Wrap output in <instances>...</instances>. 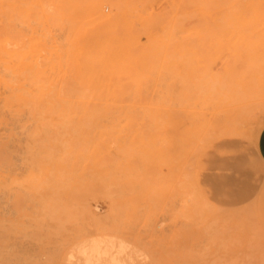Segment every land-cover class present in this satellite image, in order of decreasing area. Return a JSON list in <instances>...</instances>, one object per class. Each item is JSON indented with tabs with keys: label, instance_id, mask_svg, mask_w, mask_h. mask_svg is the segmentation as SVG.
Returning a JSON list of instances; mask_svg holds the SVG:
<instances>
[{
	"label": "rangeland",
	"instance_id": "1",
	"mask_svg": "<svg viewBox=\"0 0 264 264\" xmlns=\"http://www.w3.org/2000/svg\"><path fill=\"white\" fill-rule=\"evenodd\" d=\"M0 50V264H264V0H0Z\"/></svg>",
	"mask_w": 264,
	"mask_h": 264
},
{
	"label": "bare ground",
	"instance_id": "2",
	"mask_svg": "<svg viewBox=\"0 0 264 264\" xmlns=\"http://www.w3.org/2000/svg\"><path fill=\"white\" fill-rule=\"evenodd\" d=\"M6 1V0H5ZM5 13V12H4ZM102 16V15H101ZM100 16V17H101ZM3 19H5L4 17H2ZM111 19L110 22L114 21L113 17L111 18V16L109 17H102V20L104 21H109ZM101 21V20H99ZM109 22V23H110ZM102 23V21H101ZM6 24V23H5ZM2 37V36H1ZM7 44V43H6ZM9 44V42H8ZM7 44V46H8ZM9 47V46H8ZM6 54L5 50H0V62L3 61V55ZM9 55V53H8ZM8 59V58H7ZM232 60V59H231ZM4 65V64H2ZM2 66L0 65V68ZM4 69V68H2ZM9 72V71H6ZM198 72V71H197ZM4 74V73H3ZM8 74V73H7ZM195 76V75H194ZM3 76L0 75V83H4L5 81L2 78ZM228 84V83H227ZM8 85V84H7ZM219 86V85H218ZM223 87V86H221ZM220 87V88H221ZM224 88V87H223ZM236 89V88H235ZM10 91V90H9ZM222 92V91H221ZM52 99V98H51ZM54 101V100H53ZM58 101V99H57ZM67 102V101H66ZM175 108L179 107L181 109V111L183 112L184 110V106H182V102L180 101H175ZM171 104L172 101H170L169 99H146V98H138V99H134V100H123L121 98L118 97H100V98H87L81 101H78V105L81 106V108L83 110L86 111H104V112H123V113H154V112H158V113H167L169 112V110L171 109ZM61 105V103H60ZM73 109V108H72ZM22 110V109H21ZM173 111V110H172ZM25 112V111H24ZM94 114V113H92ZM180 114V113H179ZM3 115V114H2ZM178 115V114H177ZM116 116V115H115ZM125 118V117H124ZM177 118V117H175ZM179 119V118H177ZM110 120V119H109ZM125 120V119H124ZM154 120V118H153ZM176 120V119H175ZM147 121V119H146ZM144 121V122H146ZM104 122V121H103ZM137 122V121H136ZM177 122V120L175 121ZM179 122V121H178ZM107 123V122H106ZM153 123V122H152ZM145 124V123H144ZM147 125V124H146ZM145 125V127H146ZM147 128V127H146ZM42 129V128H41ZM147 130V129H146ZM155 131V130H154ZM158 131V130H157ZM129 132V131H127ZM152 132V130H151ZM225 132V131H224ZM145 134V133H144ZM143 134V135H144ZM158 134V133H157ZM112 135V133H111ZM134 135V134H133ZM163 135V134H161ZM157 136V135H156ZM146 137V136H145ZM159 137V136H158ZM163 137V136H162ZM133 140V137H132ZM159 140V139H158ZM161 140V139H160ZM195 140V139H194ZM147 141V140H146ZM145 141V142H146ZM113 142V141H112ZM159 142V141H158ZM167 143V142H166ZM150 145V144H149ZM157 145V144H156ZM158 146V145H157ZM164 146V145H163ZM37 148V146L35 147V149ZM103 152V151H102ZM122 152V150H121ZM161 155V154H159ZM114 160V159H113ZM87 161V160H86ZM133 162V161H132ZM141 174V173H140ZM153 176V175H152ZM151 188V187H150ZM16 203V202H15ZM102 243V242H101ZM91 244V243H90ZM104 244V242H103ZM92 245V244H91ZM94 245V244H93ZM96 245V244H95ZM97 246V245H96ZM99 246V245H98ZM108 246V245H107ZM101 248V247H100ZM102 249V248H101ZM110 249V248H109ZM116 250V249H115ZM103 251V250H102ZM74 252V251H73ZM81 252V251H80ZM99 253V252H98ZM104 253V252H103ZM115 253V252H114ZM100 254V253H99ZM96 255V254H95ZM103 255V254H102ZM103 257V256H102ZM83 258V257H82ZM89 258V257H87ZM100 258V257H99ZM105 258V257H104ZM110 258V257H109ZM69 259V258H68ZM81 260V258H80ZM79 260V261H80ZM83 260V259H82ZM100 260V259H99ZM103 261V260H102ZM85 262V261H84ZM105 262V261H104ZM110 262V261H109ZM83 263V262H82ZM116 263V262H115ZM96 264V263H95Z\"/></svg>",
	"mask_w": 264,
	"mask_h": 264
},
{
	"label": "crops",
	"instance_id": "3",
	"mask_svg": "<svg viewBox=\"0 0 264 264\" xmlns=\"http://www.w3.org/2000/svg\"><path fill=\"white\" fill-rule=\"evenodd\" d=\"M258 150L261 158L264 161V129L260 133L259 140H258Z\"/></svg>",
	"mask_w": 264,
	"mask_h": 264
}]
</instances>
